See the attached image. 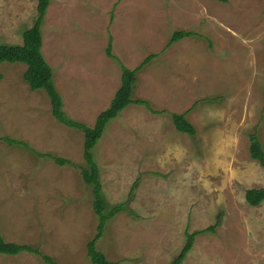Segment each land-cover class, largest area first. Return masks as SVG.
Returning <instances> with one entry per match:
<instances>
[{
  "label": "rangeland",
  "instance_id": "1",
  "mask_svg": "<svg viewBox=\"0 0 264 264\" xmlns=\"http://www.w3.org/2000/svg\"><path fill=\"white\" fill-rule=\"evenodd\" d=\"M34 0H0V44L23 45L38 19ZM193 34L170 45L175 32ZM43 54L67 116L93 127L122 84L113 54L138 73L131 105L93 154L109 211L97 249L118 264H264V187L250 136L264 147V0H51ZM25 64H0V228L6 241L39 248L57 264H92L99 218L78 168L85 136L57 121L48 93L32 91ZM185 115L196 136L177 130ZM8 140L25 143L27 147ZM0 264H46L31 253Z\"/></svg>",
  "mask_w": 264,
  "mask_h": 264
},
{
  "label": "trees",
  "instance_id": "2",
  "mask_svg": "<svg viewBox=\"0 0 264 264\" xmlns=\"http://www.w3.org/2000/svg\"><path fill=\"white\" fill-rule=\"evenodd\" d=\"M34 1L38 2V19L36 24L33 28L25 31L23 35V45L0 44V64H25L28 67L24 75L25 81L30 85L32 91L44 90L48 93L52 102L53 115L55 119L69 128L77 129L84 133V160L88 165V168L79 166L71 160L65 158H60L51 154H39L32 149L31 151L40 157L50 158L61 167L70 166L81 170L85 183L92 189L95 198L93 203L94 212L99 218L97 234L87 246L88 256L92 264H118L109 261L106 255L97 249V243L104 236L108 221L115 218L118 214L126 211V207L124 204H122L109 211L107 201L103 196V185L101 183L100 169L96 163L93 151L98 143L102 140L109 124L129 106L136 104L146 105L148 108H150V104L146 101L135 100L133 97L138 79V73L145 64L151 61L153 57L147 58L145 63L140 65L137 69H129L112 53L113 45L112 39H110L107 54L109 57L116 60L122 67L123 73L121 87L117 91L110 106L98 116L93 127L71 119L65 112L63 98L56 87L54 81V71L43 54V25L51 5V0ZM217 1L221 3L228 2V0ZM191 36H193V34L190 32H175L171 38L170 45L178 43ZM1 79L2 75L0 74V80ZM173 120L179 132L188 134L190 136H196V128L187 121L185 115L174 114ZM250 140L251 156L253 160L258 161L261 167L264 169V147L260 141L259 135H251ZM8 141L11 144H17L19 146L28 148V146L23 142L11 140ZM246 200L252 207L260 206L264 202V187L248 190L246 193ZM215 230L216 227L213 226L201 232L187 234L186 244L179 256L174 260L173 264H184L185 260L194 247L196 237L202 233H214ZM22 253H31L42 259V261L46 264H57L50 256L44 255L39 248L6 241L0 228V254L6 256H18Z\"/></svg>",
  "mask_w": 264,
  "mask_h": 264
}]
</instances>
